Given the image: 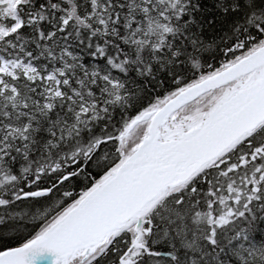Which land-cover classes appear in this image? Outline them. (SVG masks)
I'll return each mask as SVG.
<instances>
[{
	"label": "snow or ice",
	"instance_id": "snow-or-ice-1",
	"mask_svg": "<svg viewBox=\"0 0 264 264\" xmlns=\"http://www.w3.org/2000/svg\"><path fill=\"white\" fill-rule=\"evenodd\" d=\"M0 264H264V0H0Z\"/></svg>",
	"mask_w": 264,
	"mask_h": 264
}]
</instances>
